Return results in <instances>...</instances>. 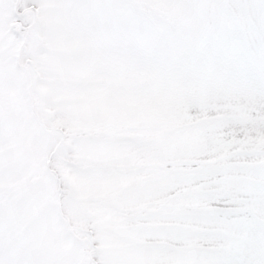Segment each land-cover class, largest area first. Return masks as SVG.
<instances>
[{
  "label": "snow or ice",
  "instance_id": "6c2138e0",
  "mask_svg": "<svg viewBox=\"0 0 264 264\" xmlns=\"http://www.w3.org/2000/svg\"><path fill=\"white\" fill-rule=\"evenodd\" d=\"M0 264H264V0H0Z\"/></svg>",
  "mask_w": 264,
  "mask_h": 264
}]
</instances>
